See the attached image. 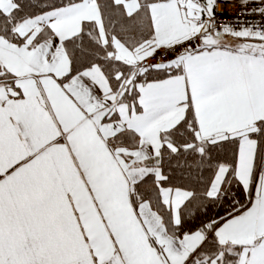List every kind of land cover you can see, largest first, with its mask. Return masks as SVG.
I'll return each instance as SVG.
<instances>
[{
	"label": "crops",
	"instance_id": "crops-1",
	"mask_svg": "<svg viewBox=\"0 0 264 264\" xmlns=\"http://www.w3.org/2000/svg\"><path fill=\"white\" fill-rule=\"evenodd\" d=\"M215 1L148 5L151 37L133 49L106 34L97 0L21 21L18 45L0 37V264H187L208 236L169 235L147 202L132 204L130 187L148 174L161 179L160 134L188 110L198 143L238 140L236 178L250 189L246 209L212 234L238 249L237 264H264V37L211 32ZM112 3L126 18L141 9L138 0ZM14 8L0 0L2 14ZM88 22L110 56L132 68L131 79L153 52L197 36L201 45L159 66L171 73L165 79L134 82L128 103L97 65L68 77L64 42ZM260 129L259 142L252 135ZM123 131L136 137L135 149L116 143ZM225 174L216 173L210 197ZM159 197L177 222L190 193L162 189Z\"/></svg>",
	"mask_w": 264,
	"mask_h": 264
},
{
	"label": "trees",
	"instance_id": "trees-1",
	"mask_svg": "<svg viewBox=\"0 0 264 264\" xmlns=\"http://www.w3.org/2000/svg\"><path fill=\"white\" fill-rule=\"evenodd\" d=\"M80 1L12 0L15 5L13 11L8 15L0 12V37L18 45L21 40L16 37L14 31L18 23ZM138 1L141 5L138 17L126 18L122 9L115 6L112 0H97L106 34L122 40L130 49L143 44L151 37L148 5L167 0ZM97 33L95 24L88 22L83 24L79 35L64 42L70 61L68 77L97 65L104 72L112 92L115 93L120 88L123 75L131 74L132 68L113 59L110 56V45H100ZM126 39H130L132 43ZM169 74L171 73L168 71L149 66L142 75H136L126 87L134 91L135 100L134 82L158 81L165 79ZM127 91L128 89L121 91L122 101L134 102L127 99L132 94ZM195 133L194 117L188 110L180 123L160 134L161 147L155 164L160 170L161 179L156 180L154 175L148 174L134 184L130 195L131 202L134 206L147 202L162 219L167 233L173 237L182 238L197 232L208 236L187 264H237L238 249L220 247L212 232L226 219L241 213L249 204L250 189L245 188L236 178L238 140L229 138L222 142L200 144ZM261 133L260 130L252 137L260 142ZM115 141L131 150L135 149L138 143L136 137L128 131L121 132L115 137ZM258 154L256 166L259 161ZM221 167L226 168L225 177L217 195L210 197L208 191ZM162 189H178L190 193V197L179 209L177 222H173L170 210L160 201Z\"/></svg>",
	"mask_w": 264,
	"mask_h": 264
},
{
	"label": "built area",
	"instance_id": "built-area-1",
	"mask_svg": "<svg viewBox=\"0 0 264 264\" xmlns=\"http://www.w3.org/2000/svg\"><path fill=\"white\" fill-rule=\"evenodd\" d=\"M208 26L210 31L214 33L230 31L235 34L246 33L263 38L264 0L247 2L216 0ZM200 45V37H191L149 54L146 63L150 66H161L178 55L189 54L198 50Z\"/></svg>",
	"mask_w": 264,
	"mask_h": 264
},
{
	"label": "rangeland",
	"instance_id": "rangeland-1",
	"mask_svg": "<svg viewBox=\"0 0 264 264\" xmlns=\"http://www.w3.org/2000/svg\"><path fill=\"white\" fill-rule=\"evenodd\" d=\"M163 66V65H162ZM152 67V66H151ZM153 67H156V66H153ZM124 77H123V81L121 82V84L119 85L120 86V88L117 90V91H115V93H117V92H120L121 93V91H124L125 89H128V91L130 92V93H132L131 95H129L128 96V100H130V101H133L134 100V91L133 90H131V88H127L126 86L127 85H130L131 84V82L134 80V77L131 79V76H130V74H127V75H123ZM3 78H1L0 79V81L1 80H6V78H4V77H6V75H4V76H2ZM132 80V81H131ZM4 84H6V83H4ZM127 91V92H128ZM133 91V92H132ZM127 99H123V100H127ZM261 129H262V132H263V130H264V126H262L261 127ZM260 129V130H261ZM121 157V156H120ZM131 170L132 171H136V170H138L137 168H131ZM132 187H133V185H131V187H130V190L132 191ZM144 206H145V210L147 211L148 210V207H147V205H145L144 204Z\"/></svg>",
	"mask_w": 264,
	"mask_h": 264
}]
</instances>
